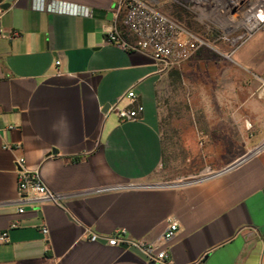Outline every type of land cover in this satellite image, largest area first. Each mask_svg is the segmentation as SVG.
Returning <instances> with one entry per match:
<instances>
[{
	"label": "crops",
	"instance_id": "crops-1",
	"mask_svg": "<svg viewBox=\"0 0 264 264\" xmlns=\"http://www.w3.org/2000/svg\"><path fill=\"white\" fill-rule=\"evenodd\" d=\"M118 4L11 0L0 10V234L7 233L0 264H149L129 250L88 240L91 233L119 231L167 247L171 264H259L264 154L192 182L157 180L164 158L158 92L167 79L180 82V70L194 68L193 58L180 70L158 72L147 54L109 44ZM208 50L222 56L210 45L197 53ZM242 58L229 61L242 68ZM256 80L257 97L248 95L240 106L264 109V79ZM128 91L143 112L137 121L121 122L109 107L130 106ZM19 158L60 205L19 197ZM169 218L178 232L162 245Z\"/></svg>",
	"mask_w": 264,
	"mask_h": 264
},
{
	"label": "rangeland",
	"instance_id": "rangeland-1",
	"mask_svg": "<svg viewBox=\"0 0 264 264\" xmlns=\"http://www.w3.org/2000/svg\"><path fill=\"white\" fill-rule=\"evenodd\" d=\"M148 1L170 16L172 4L182 5ZM203 37L222 56L209 50L197 53L190 62L194 68L183 72L180 66V82L167 79L158 92L164 158L157 180L163 183L210 177L264 145V109L240 106L248 95L257 97L256 79H264V36L244 37L236 44ZM239 57L242 68L229 61ZM219 109L226 116H219ZM187 141L196 144H175ZM258 152L264 154V148Z\"/></svg>",
	"mask_w": 264,
	"mask_h": 264
},
{
	"label": "built area",
	"instance_id": "built-area-1",
	"mask_svg": "<svg viewBox=\"0 0 264 264\" xmlns=\"http://www.w3.org/2000/svg\"><path fill=\"white\" fill-rule=\"evenodd\" d=\"M182 1V7L191 13V20L198 30H194L170 15L160 12L148 0H119L117 6L118 23L107 37L109 44L126 51L147 54L154 61L158 72H167L191 60L197 52L208 47V38L236 43L238 39L250 37L256 32L264 33V0H172ZM185 4V5H184ZM84 16L90 17L91 11L84 10ZM264 93V87H262ZM126 97L130 106L118 109L109 107L119 121H137L143 107L136 103L133 91ZM24 160H16L18 173L17 192L21 199L33 196L39 202L60 205L57 194L49 190L40 180L37 172H30L23 166ZM22 213L21 208L18 209ZM11 224L10 228H15ZM178 223L169 218L166 221L160 244H168L178 232ZM44 236L48 234L42 228ZM90 242H103L109 246L126 245L143 254L148 262L171 264L168 248L128 239L122 232L110 236L89 234ZM0 242H7V233L0 234ZM264 264V251L260 263Z\"/></svg>",
	"mask_w": 264,
	"mask_h": 264
},
{
	"label": "trees",
	"instance_id": "trees-1",
	"mask_svg": "<svg viewBox=\"0 0 264 264\" xmlns=\"http://www.w3.org/2000/svg\"><path fill=\"white\" fill-rule=\"evenodd\" d=\"M1 1V0H0ZM171 16L174 17L176 20L184 23L186 26L198 30L195 24L191 20V15L186 11L184 7L179 4H172V13ZM209 38H214V36H210ZM172 77L178 78L179 73L174 71L171 74Z\"/></svg>",
	"mask_w": 264,
	"mask_h": 264
},
{
	"label": "water",
	"instance_id": "water-1",
	"mask_svg": "<svg viewBox=\"0 0 264 264\" xmlns=\"http://www.w3.org/2000/svg\"><path fill=\"white\" fill-rule=\"evenodd\" d=\"M10 3H11V0H6L5 2L1 3L0 4V10H6L9 7ZM262 148H264V145L260 146L254 153L258 152ZM247 157H249V156H247ZM247 157L243 158L242 160H240L239 162H237L235 165H237L238 163L242 162ZM120 247L122 249H124V250H129L130 252H133L134 254H136L137 256H139L140 258H142L143 260L147 261L146 257L143 254H141L138 250H136L135 248H128L126 245H122ZM148 263L149 264H154L153 262H148Z\"/></svg>",
	"mask_w": 264,
	"mask_h": 264
}]
</instances>
